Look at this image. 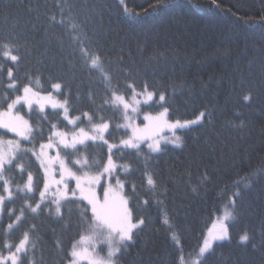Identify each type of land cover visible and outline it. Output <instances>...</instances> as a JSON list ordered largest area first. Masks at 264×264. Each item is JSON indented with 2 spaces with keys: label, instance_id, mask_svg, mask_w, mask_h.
<instances>
[{
  "label": "trees",
  "instance_id": "obj_1",
  "mask_svg": "<svg viewBox=\"0 0 264 264\" xmlns=\"http://www.w3.org/2000/svg\"><path fill=\"white\" fill-rule=\"evenodd\" d=\"M162 3L163 6L161 0H0V42L14 40L22 45L18 75L29 70L33 75L43 71L69 83L74 102L77 95L81 98L79 110L73 113L78 115L91 106L90 90L96 94V103L101 102L104 86L97 74L90 76L79 59L70 55L68 26L50 23L53 16L57 20L72 17L82 24L93 51L102 55L121 86L135 83L139 89L148 83L170 94L174 92V119H195L201 111L210 112V122L205 120L202 126L182 133L186 138L183 149L170 145L164 155L150 161L156 179L168 190L164 207L187 253L198 249L212 222L238 190L234 182L242 181L241 196L236 201L237 219L229 226L231 239L219 243L206 264H264V0ZM249 94L251 100L245 102L243 97ZM46 111L52 110L49 107ZM122 134L123 129L110 142L118 144L125 138ZM5 138L15 137L9 133ZM103 151L106 153V147ZM29 158L32 169H37L38 162L30 154ZM118 162L130 163L135 169L130 179L144 197L143 159L126 154ZM205 173L211 182L193 192L192 187ZM16 182L23 183L19 175ZM23 203V198H17L6 205L0 241L10 222L8 210L14 208L18 214ZM69 208L73 209L74 222L75 205H65L62 211L67 217ZM137 214L150 219L121 264H173L177 252L161 224L162 208L152 205ZM28 222L37 225L33 233L37 247L30 256L42 258L44 264H60L57 242L62 241L67 249L70 238L76 236L75 227L65 231L63 221L46 214L30 216L25 227ZM23 230L17 229L13 239ZM245 231L252 239L241 244L239 237Z\"/></svg>",
  "mask_w": 264,
  "mask_h": 264
},
{
  "label": "snow or ice",
  "instance_id": "obj_2",
  "mask_svg": "<svg viewBox=\"0 0 264 264\" xmlns=\"http://www.w3.org/2000/svg\"><path fill=\"white\" fill-rule=\"evenodd\" d=\"M50 23L68 26L70 55L79 59L90 76L98 75L104 86L103 95L97 104L96 94L90 90L91 106L73 115L79 110L81 98L77 95L74 102L71 85L43 71L33 75L29 70L18 75L23 60L22 45L14 40L0 42L3 61L0 63V225L6 205L17 198L24 199L18 214L14 208L7 212L10 222L4 227V239L0 241V264H44L42 258L30 256L37 247L33 237L36 223L28 222L25 227L30 216L44 214L63 221L65 231L73 226L77 230L67 249L62 241L57 242L60 264H121L122 257L150 219L137 211L152 205L162 208L161 224L177 252L173 264H206L216 246L231 239L229 226L237 219L236 201L241 196L242 181L234 182L238 190L218 217L219 227L214 225L215 230L210 229L202 237L198 249L186 253L182 236L164 207L168 190L156 179L150 161L164 155L170 145L183 149L186 138L182 133L202 126L205 120L210 122L212 114L201 111L195 119H174V92L170 94L148 83L139 89L135 83L121 86L102 55L93 51L82 24L72 17L57 20L55 16L50 18ZM243 100L249 102L251 95H244ZM49 107L51 112L46 111ZM151 109L160 110L153 114ZM117 119L122 123H114ZM121 129L122 137L126 138H121L118 144L110 142ZM9 133L15 138L6 139ZM53 151L54 156L50 154ZM29 154L38 162L35 170ZM126 154L144 161L141 173L144 197L137 183L130 179L135 169L130 163L118 162ZM17 175L23 183L16 182ZM209 182L211 178L205 173L191 190L198 192L199 186ZM65 205L76 206L74 222L72 208L65 217L62 211ZM20 228H24L22 234L13 239L12 234ZM251 239L247 231L239 237L241 244Z\"/></svg>",
  "mask_w": 264,
  "mask_h": 264
},
{
  "label": "rangeland",
  "instance_id": "obj_3",
  "mask_svg": "<svg viewBox=\"0 0 264 264\" xmlns=\"http://www.w3.org/2000/svg\"><path fill=\"white\" fill-rule=\"evenodd\" d=\"M145 111H149L150 109H148V108H145L144 109ZM160 109H157V110H155V111H153V114H155V112L156 111H159ZM152 111V110H151ZM140 119H142V117L140 118ZM140 122V120H137V123H139ZM167 134V133H166ZM126 138V137H125ZM51 155H55V152L53 151V152H51L50 153ZM72 186H74V182H73V184H72ZM223 215V212H222V214H220V216H222ZM219 217V216H218ZM214 225L218 228L219 227V223H218V218L217 219H215L214 220V222H212V224L210 225V227L208 228V231L211 229V230H215L214 229Z\"/></svg>",
  "mask_w": 264,
  "mask_h": 264
}]
</instances>
